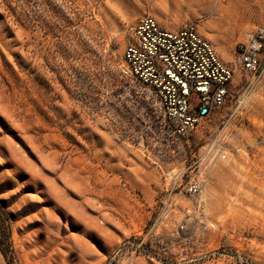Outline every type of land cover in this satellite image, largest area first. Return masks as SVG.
<instances>
[{
	"label": "rangeland",
	"instance_id": "374dc122",
	"mask_svg": "<svg viewBox=\"0 0 264 264\" xmlns=\"http://www.w3.org/2000/svg\"><path fill=\"white\" fill-rule=\"evenodd\" d=\"M144 14L169 28L196 22L231 63L244 32L264 26V0H0V202L12 249L0 264H264V74L242 85L225 140L217 114L171 152L161 116L119 70ZM208 140L229 148L227 160L192 155ZM172 167L180 189L192 176L205 189L203 212L197 197L164 190Z\"/></svg>",
	"mask_w": 264,
	"mask_h": 264
},
{
	"label": "built area",
	"instance_id": "2783aa9c",
	"mask_svg": "<svg viewBox=\"0 0 264 264\" xmlns=\"http://www.w3.org/2000/svg\"><path fill=\"white\" fill-rule=\"evenodd\" d=\"M235 52L233 62L225 61L194 21L169 28L154 16L144 14L130 26L119 70L161 116L157 125L165 135L161 144L172 145L171 152L176 145L189 141L203 119L217 114L223 139L229 136V118L244 103L242 85L248 89L254 79L264 74V26L245 31ZM191 93L198 95L194 106L189 103ZM136 143L143 152L148 145L143 132L138 134ZM228 152L223 142L208 140L197 155H192L212 166L227 160ZM174 167L164 172V177L169 176L164 190L174 196L183 190L188 196L197 197L196 208L203 212L205 189L194 176L180 189L181 174Z\"/></svg>",
	"mask_w": 264,
	"mask_h": 264
},
{
	"label": "trees",
	"instance_id": "16d2710c",
	"mask_svg": "<svg viewBox=\"0 0 264 264\" xmlns=\"http://www.w3.org/2000/svg\"><path fill=\"white\" fill-rule=\"evenodd\" d=\"M0 250L4 255L10 252V223L9 214L3 204L0 202Z\"/></svg>",
	"mask_w": 264,
	"mask_h": 264
}]
</instances>
